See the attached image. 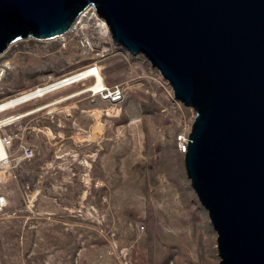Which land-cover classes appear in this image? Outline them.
<instances>
[{
	"label": "rangeland",
	"instance_id": "1",
	"mask_svg": "<svg viewBox=\"0 0 264 264\" xmlns=\"http://www.w3.org/2000/svg\"><path fill=\"white\" fill-rule=\"evenodd\" d=\"M88 10L70 32L4 58L0 102L93 66L127 92L110 106L85 92L89 78L0 113V138H12L0 163V264H219L175 142L194 111Z\"/></svg>",
	"mask_w": 264,
	"mask_h": 264
},
{
	"label": "water",
	"instance_id": "2",
	"mask_svg": "<svg viewBox=\"0 0 264 264\" xmlns=\"http://www.w3.org/2000/svg\"><path fill=\"white\" fill-rule=\"evenodd\" d=\"M89 7L194 111L184 168L219 264H264V0H0V56L64 35Z\"/></svg>",
	"mask_w": 264,
	"mask_h": 264
},
{
	"label": "built area",
	"instance_id": "3",
	"mask_svg": "<svg viewBox=\"0 0 264 264\" xmlns=\"http://www.w3.org/2000/svg\"><path fill=\"white\" fill-rule=\"evenodd\" d=\"M88 10V9H87ZM89 11V10H88ZM84 13V12H83ZM80 17V16H79ZM77 25L81 23L79 19L76 21ZM75 23V24H76ZM24 41H34L37 43H42V41L34 40V39H26V40H18L14 42L8 50L0 56V82L7 76L8 71L10 70V62L7 60H4V58L9 55H17L16 49L19 48V43H22ZM129 54L128 52H126ZM90 75L87 77L88 79H94V84L88 88H86L85 92L89 93L92 97L98 98L99 100L109 104L110 106H117L119 105L125 97V94L127 92V89L125 86L120 85V84H114V85H107L105 83V86H103L100 89L95 88V79H97L98 75H101L100 70L97 66H93L90 68ZM104 84V82H103ZM24 93V92H22ZM20 93V94H22ZM19 95V94H18ZM6 120H13V118H7ZM14 121V120H13ZM11 121V122H13ZM191 131V130H190ZM190 133L187 131H182L179 135L176 136L175 142H176V147L179 152L182 154L186 153L187 150V145H188V136ZM3 141L5 148H9L11 146L12 138L11 137H4L1 138ZM20 153H21V158L23 160H30L33 158L34 151L32 148L24 145L20 148ZM5 205V201L3 198L0 197V207H3Z\"/></svg>",
	"mask_w": 264,
	"mask_h": 264
},
{
	"label": "bare ground",
	"instance_id": "4",
	"mask_svg": "<svg viewBox=\"0 0 264 264\" xmlns=\"http://www.w3.org/2000/svg\"><path fill=\"white\" fill-rule=\"evenodd\" d=\"M87 13H88V11L85 10L84 14L82 13L80 15V17L78 18L79 21L83 17H85ZM76 26H77V23L74 24L68 32H70L73 29V27H76ZM106 27H107V25H106ZM107 29H108V27H107ZM61 36H63V35H61ZM61 36H59V37H61ZM59 37H57V38H59ZM57 38H55V39H57ZM89 71H90V68L84 69L80 72L69 74V75L63 77L62 79H60L56 82L46 84V85H42V86H37L36 88H34L30 91H27L25 93L17 95L16 97L5 100L3 102H0V113H3L5 111L11 110V109H15L21 105H24L30 101L42 98L49 93L58 91V90H60L64 87H67L69 85L75 84V83L83 81V80H87L88 79L87 77L90 75ZM65 81H66V83H64ZM95 84H96L95 88H97V89H100L103 86H105V84H103V79H102L101 75L97 76V79H95ZM29 114H31V113H29ZM26 115H28V114L21 115L20 117H17V118L19 119V118L25 117ZM15 119H16V117L13 118V120H15ZM9 122H11V121H9ZM2 124L3 123L0 124V127L3 126ZM7 159H8L7 151H6V148H5L3 141L0 138V163L3 162L2 164L5 165L6 162H8V161H6ZM162 235H164V233H162Z\"/></svg>",
	"mask_w": 264,
	"mask_h": 264
},
{
	"label": "crops",
	"instance_id": "5",
	"mask_svg": "<svg viewBox=\"0 0 264 264\" xmlns=\"http://www.w3.org/2000/svg\"><path fill=\"white\" fill-rule=\"evenodd\" d=\"M100 70V69H99Z\"/></svg>",
	"mask_w": 264,
	"mask_h": 264
}]
</instances>
